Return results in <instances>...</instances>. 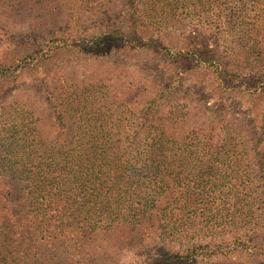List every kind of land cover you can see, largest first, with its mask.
I'll use <instances>...</instances> for the list:
<instances>
[{"label": "trees", "instance_id": "16d2710c", "mask_svg": "<svg viewBox=\"0 0 264 264\" xmlns=\"http://www.w3.org/2000/svg\"><path fill=\"white\" fill-rule=\"evenodd\" d=\"M36 7L78 27L84 16L118 13L113 31L101 27L108 39L137 36L138 24L167 35L251 36L240 42L248 56L256 49L264 57V0H0V36H9L4 18ZM66 42L56 47L74 48ZM24 58L34 71L52 56ZM233 68L222 84L261 73ZM143 69L135 67L148 80L135 74L126 101H111L117 92L107 88L105 100L88 102L97 99V77L79 85L64 77L59 88L49 71L33 78V128L27 118L19 135L12 122L0 128V264H99L113 238L132 254L148 249L141 264L242 255L264 264V110L243 124L210 109L207 122L182 119L174 81L159 88ZM15 73L0 63V83Z\"/></svg>", "mask_w": 264, "mask_h": 264}, {"label": "rangeland", "instance_id": "374dc122", "mask_svg": "<svg viewBox=\"0 0 264 264\" xmlns=\"http://www.w3.org/2000/svg\"><path fill=\"white\" fill-rule=\"evenodd\" d=\"M29 11L14 12L1 21L9 36H0V63L13 66L16 73L0 83V128L12 122L9 128L14 124L12 130L19 131V135L27 130L23 127L27 125V122L23 124L25 118L33 128V97L36 96L33 93V78L43 80L46 71L50 72V80L58 88L65 87L62 82L64 77L67 82H74L73 85L88 83L86 79L97 77L95 80L100 86L95 92L97 99L90 97L88 102L98 101L107 88L117 92H113L111 101L121 98L126 101L130 83L137 82L135 74H143L148 80L147 74L135 70V67H142L152 74L150 81L159 88L174 81L178 87L174 104L183 108L181 118L192 122H207L214 117L215 113H207L206 109L219 115L231 113L227 120H237L236 124H243L250 118L258 120L264 110V57L256 56L259 53L255 49V56L251 58L247 54L250 45L240 43L251 36H233L227 32L203 36H189L181 32L167 35L152 33L138 24L137 36L108 39L101 27L111 26L113 31L121 21L116 19L118 13L113 17L110 14L111 18L107 20L99 17L88 20L84 16L83 25L78 27L74 22L70 23L68 17L49 18L38 7L33 9V14ZM121 26L125 27V24ZM135 38H140L143 43ZM75 39H80L77 40L80 41L79 47L70 41ZM63 40L74 48L56 47ZM92 43L102 46L92 49ZM143 44L146 48L142 47ZM46 52H50L51 60L46 65L41 63L34 71L33 63H21L24 57L30 60L33 55L40 56ZM214 55L218 59L212 62H201L197 57ZM219 58L222 62L220 67L216 63ZM233 66L242 72L261 73L247 81L226 77L231 82L222 84L221 77L234 70ZM173 72L174 76H170ZM187 128L190 131L189 126ZM220 235L221 240L229 236L226 233ZM118 245L114 238L107 241L104 244L105 254L97 256L99 264H141L146 258L142 254L150 253L147 249L132 254ZM238 260L225 259L214 264H247L249 261L245 255Z\"/></svg>", "mask_w": 264, "mask_h": 264}]
</instances>
